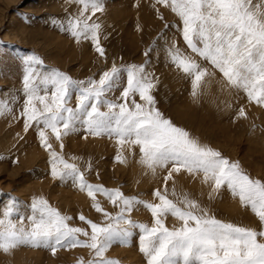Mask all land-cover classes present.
Listing matches in <instances>:
<instances>
[{"label": "snow or ice", "instance_id": "obj_1", "mask_svg": "<svg viewBox=\"0 0 264 264\" xmlns=\"http://www.w3.org/2000/svg\"><path fill=\"white\" fill-rule=\"evenodd\" d=\"M75 2L81 5L79 14L60 22L61 29L77 42L90 39L103 56L101 25L92 21L96 13L104 10L102 0ZM156 3L170 8L182 22L184 41L194 55L173 45L169 56L178 69L192 78L194 98L202 94L206 77L213 75L195 58L199 57L222 75L228 88L243 91L249 102L264 106V0H156ZM89 12L91 15H86ZM43 63L36 55L23 61L25 130L33 123L37 126L41 145L49 154L52 177L61 182L70 180L85 191L104 222L80 215L87 228L74 227L69 223L72 217L63 215L42 197L32 200L27 214L13 198L0 209V250L8 253L21 246L43 247L55 255L61 248L82 247L91 250L92 258L87 261L80 258L77 264H119L106 258L105 253L114 244L127 245L133 230H138L139 249L147 264H264V181L251 178L239 162L230 161L165 117L155 107L151 95L153 77L145 65L123 68L113 65L99 80H74L58 69L44 70ZM122 73L126 75V86L118 99H110L108 93L120 86ZM74 94L77 102L71 107ZM137 95L142 103L135 99ZM11 110L10 102L0 98V115ZM238 115L246 117L243 107ZM80 127L93 136L115 138L121 147H138L139 162L153 174L157 169H166L163 188L152 193L157 202L125 195L119 188L89 183L80 167L62 155L63 137ZM48 130L61 141V152L49 142ZM116 160L123 163L125 157L118 154ZM182 170L201 176L212 192L229 190L258 217L261 230L217 219L187 193L178 194L174 174ZM169 181H173L171 193ZM97 194L117 209L115 214L100 204ZM140 205L150 211V225L131 218ZM169 216L179 226L169 228L165 222Z\"/></svg>", "mask_w": 264, "mask_h": 264}, {"label": "rangeland", "instance_id": "obj_2", "mask_svg": "<svg viewBox=\"0 0 264 264\" xmlns=\"http://www.w3.org/2000/svg\"><path fill=\"white\" fill-rule=\"evenodd\" d=\"M102 2L104 10L96 13L92 21L101 25L103 56L90 39L77 42L61 29L60 22L79 14L81 5L75 0H0V98L8 100L12 109L0 115V209L15 198L27 214L32 200L42 197L63 215L72 217L71 226L87 228L80 215L97 223L104 222L85 191L70 180L61 182L52 177L49 154L41 145L37 126L33 123L25 130L23 61L30 55L43 60L44 70L58 69L74 80H99L113 65L121 68L145 65L153 77L151 95L155 107L165 117L230 161L239 162L251 178L264 181V106L249 102L243 91L228 88L222 75L199 57L195 58L213 75L206 77L202 94L193 97L192 78L170 60L169 50L173 45L194 55L184 41L182 22L170 8L157 4L156 0ZM126 83V75L122 73L120 86L108 93V97L118 99ZM135 99L142 103L138 95ZM76 102L74 94L70 106L75 107ZM241 107L246 117L238 115ZM47 135L53 148L61 152V141L55 139L51 130ZM62 142V155L80 167L89 183L119 188L125 195L157 202L152 193L163 188L167 170L157 169L153 174L145 168L139 162L138 147H121L115 138L90 135L83 127L63 137ZM118 154L125 157L123 163L116 160ZM174 181L178 194L187 193L217 219L261 230L258 217L226 188L212 192L201 176L183 170L174 174ZM172 187L173 181H169V193ZM97 200L109 212L117 211L104 196L97 194ZM131 218L152 223L150 211L142 205L133 210ZM165 222L169 228L179 226L171 216ZM133 231L130 242L112 245L105 253L106 258L119 264H147L139 249V231ZM80 258L91 259V250L61 248L55 255L43 247L21 246L8 253L0 250V264H77Z\"/></svg>", "mask_w": 264, "mask_h": 264}]
</instances>
